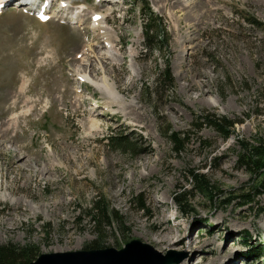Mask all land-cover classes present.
Instances as JSON below:
<instances>
[{
	"label": "rangeland",
	"instance_id": "1",
	"mask_svg": "<svg viewBox=\"0 0 264 264\" xmlns=\"http://www.w3.org/2000/svg\"><path fill=\"white\" fill-rule=\"evenodd\" d=\"M59 1L72 6L64 21L82 23L42 24L13 7L0 15V246L33 245L40 256L139 240L163 256L185 254L181 264H264V193L249 206L232 197L253 180L238 138L264 139V30L251 23L264 24V0ZM146 5L163 19L168 50L146 49ZM95 12L113 30L115 61L98 55L106 37L90 25ZM88 44L91 61L82 58ZM168 54L175 90L149 97ZM78 73L107 76L119 103L81 86ZM205 112L240 121L235 135L196 129ZM168 126L187 137L179 153ZM120 135L133 154L111 146ZM191 171L217 188L213 200ZM102 199L125 223L113 218L99 237L87 212Z\"/></svg>",
	"mask_w": 264,
	"mask_h": 264
},
{
	"label": "trees",
	"instance_id": "2",
	"mask_svg": "<svg viewBox=\"0 0 264 264\" xmlns=\"http://www.w3.org/2000/svg\"><path fill=\"white\" fill-rule=\"evenodd\" d=\"M141 2L142 5L145 6V2L143 0H141ZM145 10L146 49L159 52L168 50L170 40H168L167 29L163 25V19H159L149 5H146ZM251 23L264 30V24H261L259 21L253 19ZM169 58L170 54L165 58L164 69L157 74L155 90L152 91L151 89H148L149 97L155 95L157 99H160L161 93L164 94L167 90H175V79ZM239 123L240 121L205 112L202 115L197 116L196 129L200 130L203 127L208 126L209 128L218 131L223 139L229 140L235 135L236 125ZM166 136L173 143L174 150L177 153L183 150L185 142L187 141L185 134L174 132L173 129L168 126ZM108 141L114 148H128L129 153L132 154L137 150V147H135L136 145H134L128 137L123 135H120L119 137L110 136ZM238 143L241 148L238 157L239 165L250 172L253 180L251 183L241 187L239 193L232 197L234 200H238L243 206H249L255 202L258 196L264 193V139L245 142L238 138ZM190 175V179L194 183V188L201 190L213 200V194L217 188L209 182L206 176L196 171H191ZM247 187H250L251 190H248ZM174 200L180 209L184 211L189 207V204L185 199L179 195H175ZM138 201L139 205L144 207L143 200L141 201V199H139ZM87 213L92 217L99 237L104 232V227L107 224H110L113 218L118 220L119 223H122L123 226L125 223L123 218L119 217V213L111 209L110 204L105 199L96 201L94 207ZM245 242L248 245L247 241ZM102 246L103 245H100L99 241H94L89 249H100ZM38 257L39 249L33 245L25 247H20L14 244L0 246V264H29L35 261Z\"/></svg>",
	"mask_w": 264,
	"mask_h": 264
},
{
	"label": "water",
	"instance_id": "3",
	"mask_svg": "<svg viewBox=\"0 0 264 264\" xmlns=\"http://www.w3.org/2000/svg\"><path fill=\"white\" fill-rule=\"evenodd\" d=\"M185 259V254L175 251L163 256L153 246L134 240L122 249L102 248L42 254L29 264H181Z\"/></svg>",
	"mask_w": 264,
	"mask_h": 264
},
{
	"label": "bare ground",
	"instance_id": "4",
	"mask_svg": "<svg viewBox=\"0 0 264 264\" xmlns=\"http://www.w3.org/2000/svg\"><path fill=\"white\" fill-rule=\"evenodd\" d=\"M1 1L2 0H0V2ZM21 1L23 2L25 0H17V2L20 3V4H21ZM53 1H55V0H53ZM59 2H60L59 5H61L64 2L66 3V1H59ZM111 2H113V1H111ZM178 2L181 3V0H178ZM61 9H64V8H61ZM61 12H62V15H64L67 12V8L65 10H62ZM51 14H53V13H51ZM92 15H91V17L94 16V15L93 16ZM80 23H82V20L80 21ZM96 27L99 28L101 34L104 37H106V41L104 42L105 46L103 47V49H101V52L98 55H100V57L102 59L103 58L107 59V60H111L112 59V61L113 60L115 61L116 55H115V49L114 48H116L117 45H116L115 41L112 39L113 38V30H112V28H110L107 19L103 18L100 22H98L96 24ZM188 30H190V28ZM190 31H189V34H190ZM92 49H93V45H91V44H88L87 46H85L84 49L82 50V53H83L82 58H84V56H85L87 58V61H91V59L88 57V55H89L90 51L92 52ZM86 58H84V59H86ZM83 61L85 62V60H83ZM100 61L103 62L104 60H100ZM78 75H79V77L83 78V80H86L90 84H93L96 88L97 87H102V90L105 93V95L109 94L110 97L113 99V103H112L113 105H116L117 103H119L118 102V96L119 95L117 94L119 92H118L115 84L111 83V81L109 80V78L107 76L103 77V80H101V82L96 83L86 73H78ZM24 89H25V87L22 88L21 90H24ZM98 90L101 91L100 89H98ZM119 101H120V99H119ZM122 107H126V106H122ZM134 110L136 111V108H134ZM163 226H164V223H163L162 219H160L159 224L157 225V228H156V231H155V235L160 239V241H159L160 243H163V242L167 241L168 236H169V234L167 232H165V230H163Z\"/></svg>",
	"mask_w": 264,
	"mask_h": 264
}]
</instances>
